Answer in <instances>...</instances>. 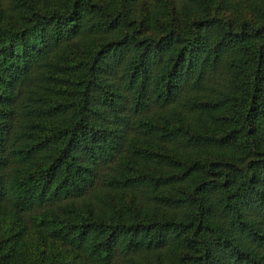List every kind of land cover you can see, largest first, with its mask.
Masks as SVG:
<instances>
[{
  "label": "trees",
  "instance_id": "trees-1",
  "mask_svg": "<svg viewBox=\"0 0 264 264\" xmlns=\"http://www.w3.org/2000/svg\"><path fill=\"white\" fill-rule=\"evenodd\" d=\"M139 2L0 0V264H264V0Z\"/></svg>",
  "mask_w": 264,
  "mask_h": 264
},
{
  "label": "rangeland",
  "instance_id": "rangeland-1",
  "mask_svg": "<svg viewBox=\"0 0 264 264\" xmlns=\"http://www.w3.org/2000/svg\"><path fill=\"white\" fill-rule=\"evenodd\" d=\"M102 3H108V2H111V1H114L115 3H117L119 0H100ZM141 1L142 2H146L148 5H151L152 6V3L155 1V2H157L158 0H140V2L139 3H141ZM175 1V6H177V5H179V0H174ZM177 1V2H176ZM235 1V0H234ZM8 8V7H7ZM6 8V9H7Z\"/></svg>",
  "mask_w": 264,
  "mask_h": 264
}]
</instances>
